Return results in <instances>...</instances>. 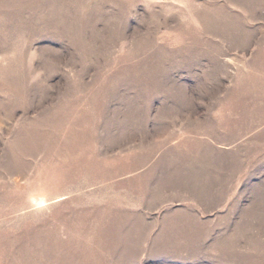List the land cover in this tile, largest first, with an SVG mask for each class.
I'll return each mask as SVG.
<instances>
[{
    "label": "rangeland",
    "instance_id": "1",
    "mask_svg": "<svg viewBox=\"0 0 264 264\" xmlns=\"http://www.w3.org/2000/svg\"><path fill=\"white\" fill-rule=\"evenodd\" d=\"M0 264H264V0H0Z\"/></svg>",
    "mask_w": 264,
    "mask_h": 264
}]
</instances>
